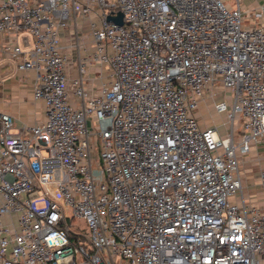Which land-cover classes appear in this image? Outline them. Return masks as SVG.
<instances>
[{
  "label": "built area",
  "instance_id": "1",
  "mask_svg": "<svg viewBox=\"0 0 264 264\" xmlns=\"http://www.w3.org/2000/svg\"><path fill=\"white\" fill-rule=\"evenodd\" d=\"M252 16L223 0H0V46L46 104L25 131L0 111V264H264L240 170L264 144V5ZM92 62L112 72L94 94ZM201 105L226 130L203 127Z\"/></svg>",
  "mask_w": 264,
  "mask_h": 264
},
{
  "label": "crops",
  "instance_id": "2",
  "mask_svg": "<svg viewBox=\"0 0 264 264\" xmlns=\"http://www.w3.org/2000/svg\"><path fill=\"white\" fill-rule=\"evenodd\" d=\"M262 6V5H260ZM259 6V7H260ZM63 46L68 54L67 71L70 77L80 74L78 71L79 53L77 39L72 36L69 28L62 30ZM81 40V38H80ZM108 67L92 62L84 74L86 88L91 93H98L104 83L110 82V77L103 71ZM110 70V69H109ZM36 74L32 70H18L13 60L0 46V111L9 112L14 118V130H23L45 119V101L36 99L33 95ZM210 117H203L199 112V120L203 127L217 125L222 131L225 115L211 117L216 112L208 108ZM241 173L244 196L254 205L264 208V186L261 184L259 172L264 167V144H260L241 157Z\"/></svg>",
  "mask_w": 264,
  "mask_h": 264
},
{
  "label": "rangeland",
  "instance_id": "3",
  "mask_svg": "<svg viewBox=\"0 0 264 264\" xmlns=\"http://www.w3.org/2000/svg\"><path fill=\"white\" fill-rule=\"evenodd\" d=\"M230 7H236L237 3L240 2L242 6V17L244 20V25L251 26L256 23L258 20L254 19L252 13L255 10L259 9L260 5H264V0H223ZM111 71L109 69H105L103 71L104 76H107V80L111 75ZM198 112L203 114V117H210L208 108L206 106L201 105L198 109ZM211 117H221L218 113L214 114ZM70 224L73 230L81 232L86 235L91 234L90 226L85 218H75L70 220Z\"/></svg>",
  "mask_w": 264,
  "mask_h": 264
},
{
  "label": "water",
  "instance_id": "4",
  "mask_svg": "<svg viewBox=\"0 0 264 264\" xmlns=\"http://www.w3.org/2000/svg\"><path fill=\"white\" fill-rule=\"evenodd\" d=\"M123 17H124L123 13L119 12L118 15H114V16L113 15H109L108 19L114 21L115 23H118V24L122 25L123 22H124Z\"/></svg>",
  "mask_w": 264,
  "mask_h": 264
}]
</instances>
